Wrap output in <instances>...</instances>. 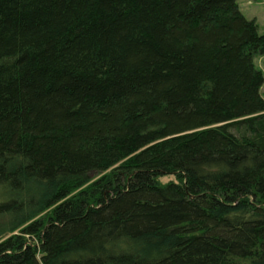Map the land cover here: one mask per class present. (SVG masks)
<instances>
[{
	"label": "trees",
	"instance_id": "trees-1",
	"mask_svg": "<svg viewBox=\"0 0 264 264\" xmlns=\"http://www.w3.org/2000/svg\"><path fill=\"white\" fill-rule=\"evenodd\" d=\"M238 1L0 0V264H264Z\"/></svg>",
	"mask_w": 264,
	"mask_h": 264
},
{
	"label": "rangeland",
	"instance_id": "rangeland-1",
	"mask_svg": "<svg viewBox=\"0 0 264 264\" xmlns=\"http://www.w3.org/2000/svg\"><path fill=\"white\" fill-rule=\"evenodd\" d=\"M239 6L243 13L256 20L260 32H264V0H239ZM255 63L264 73V53L255 57ZM261 92L264 97V82L261 88ZM169 177H164L163 180H167ZM6 194L0 191V199L4 198ZM0 220L4 223V219Z\"/></svg>",
	"mask_w": 264,
	"mask_h": 264
}]
</instances>
